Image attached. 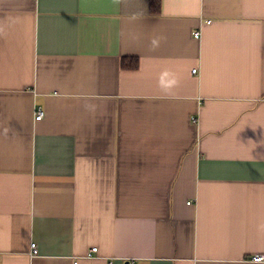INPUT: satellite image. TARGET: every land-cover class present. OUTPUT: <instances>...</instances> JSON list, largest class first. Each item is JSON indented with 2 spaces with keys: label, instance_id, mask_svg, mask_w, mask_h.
Returning a JSON list of instances; mask_svg holds the SVG:
<instances>
[{
  "label": "crops",
  "instance_id": "obj_1",
  "mask_svg": "<svg viewBox=\"0 0 264 264\" xmlns=\"http://www.w3.org/2000/svg\"><path fill=\"white\" fill-rule=\"evenodd\" d=\"M150 3L0 0V264H264V0Z\"/></svg>",
  "mask_w": 264,
  "mask_h": 264
},
{
  "label": "built area",
  "instance_id": "obj_2",
  "mask_svg": "<svg viewBox=\"0 0 264 264\" xmlns=\"http://www.w3.org/2000/svg\"><path fill=\"white\" fill-rule=\"evenodd\" d=\"M196 37L199 36V33L197 32L195 34ZM193 73H196V70H193ZM44 116V112L41 110V109H38L37 112H36V117L35 119L37 121L41 120ZM31 248H32V253L33 255H36L37 254V249H36V245L35 244H32L31 245ZM98 252V247H93L91 248V250L88 252V254L86 255L87 258H93L95 256V254ZM252 261L253 262H264V254H259V255H254L252 257ZM133 264H136V263H133Z\"/></svg>",
  "mask_w": 264,
  "mask_h": 264
},
{
  "label": "trees",
  "instance_id": "obj_3",
  "mask_svg": "<svg viewBox=\"0 0 264 264\" xmlns=\"http://www.w3.org/2000/svg\"><path fill=\"white\" fill-rule=\"evenodd\" d=\"M150 8L153 14L160 13L161 0H151ZM138 64H139L138 60L134 58H125L123 59V63H122L124 68H129V69H136L138 67Z\"/></svg>",
  "mask_w": 264,
  "mask_h": 264
}]
</instances>
